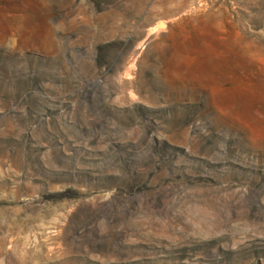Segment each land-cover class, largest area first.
Returning <instances> with one entry per match:
<instances>
[{
  "label": "rangeland",
  "instance_id": "rangeland-1",
  "mask_svg": "<svg viewBox=\"0 0 264 264\" xmlns=\"http://www.w3.org/2000/svg\"><path fill=\"white\" fill-rule=\"evenodd\" d=\"M0 264H264V0H0Z\"/></svg>",
  "mask_w": 264,
  "mask_h": 264
}]
</instances>
